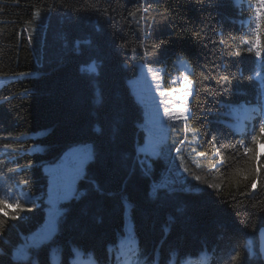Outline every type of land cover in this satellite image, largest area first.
<instances>
[{"label":"trees","instance_id":"1","mask_svg":"<svg viewBox=\"0 0 264 264\" xmlns=\"http://www.w3.org/2000/svg\"><path fill=\"white\" fill-rule=\"evenodd\" d=\"M257 6L0 0V76L11 78L0 87V192L29 196L0 234V264H53V250L58 264H233L235 254L240 264H264V155L249 160L239 148L244 137L264 153L250 141L253 125L258 133L253 109L261 107L264 56L255 58L245 42ZM178 58L191 67L189 114L169 124L157 156L144 155L138 149L147 138L146 109L130 81L144 66L172 70ZM223 75L231 83L218 84ZM86 142L94 156L75 196L61 203L56 234L32 247L29 260L15 259L13 250L46 222L44 165Z\"/></svg>","mask_w":264,"mask_h":264},{"label":"rangeland","instance_id":"2","mask_svg":"<svg viewBox=\"0 0 264 264\" xmlns=\"http://www.w3.org/2000/svg\"><path fill=\"white\" fill-rule=\"evenodd\" d=\"M149 68L152 69L151 73L148 71ZM190 70L191 67L188 62L178 58L172 70H167L166 65L144 66L140 70V75L130 81L131 88L136 98L143 103L146 109L147 124H145V129L147 131V138L145 143L138 149L140 152H143L144 155H158L159 147H157V145L161 137L164 136L163 134L166 132L169 124L175 121L170 120L169 117L165 115V107L171 110L180 106L185 110V116L189 114V102L194 91L193 83L188 76ZM185 77H187L188 81H191L192 85L191 89H185L192 93V95L188 96L186 103L182 100L175 99L176 95H181L180 92H174L171 96H160L159 92L161 90H171L173 88L180 89L182 85L187 83ZM10 79L11 78L8 76H0V87ZM157 84L160 85L159 89L157 88ZM163 100H172V103L165 105L162 103ZM240 118L242 119L243 115ZM93 156V144L86 142L67 150L57 162L44 165V171L49 176V207L47 209L46 222L45 225L35 233L25 236L23 241L13 250V257L15 259H30V249L32 247L27 246L39 240L42 233L48 229L52 214L55 213V231L51 237L42 241L35 247H41L52 240L58 230L59 218L63 213L61 203L75 196L78 181L83 176L86 165L93 159ZM22 251L26 252V255H21ZM51 259L55 264L59 262V255L54 250L52 251ZM124 264H130V259L125 261Z\"/></svg>","mask_w":264,"mask_h":264},{"label":"snow or ice","instance_id":"3","mask_svg":"<svg viewBox=\"0 0 264 264\" xmlns=\"http://www.w3.org/2000/svg\"><path fill=\"white\" fill-rule=\"evenodd\" d=\"M257 7H256V23H255V28L252 30V38L246 40L245 42L249 45L247 48V51L249 53H253L255 55V58L260 59L262 56H264V40H261V30L264 28V0H257ZM147 9H145L146 11ZM35 15L39 16V12L35 13ZM148 71L151 73L152 69L149 68ZM257 78H260V73H256ZM251 79V77H249ZM185 81L187 82L185 85H182L180 89L173 88L171 90H161L159 92L160 96H171L174 92H180L181 95H176L175 99L176 100H182L185 103L187 102L188 96L192 95L190 91H186L185 89H191V81L187 80V77H185ZM223 82L224 84H229L231 81L229 80V77L227 75L219 76L217 79V83L220 84ZM261 84L264 85V79H261ZM157 88H160V85L157 84ZM225 93H230L231 90L227 87L223 89ZM163 104L169 105L172 103V100H163ZM257 103L261 105L259 109H253L254 112L258 111L260 115V119L258 121V133L256 131V125H253V132L250 135V141L251 145L257 146V148L264 146V88H262L258 94H257ZM165 115L169 117L170 120H186L187 117L185 116V110L177 106L175 109H169L168 107H165ZM213 140L215 138L213 137ZM10 148V145L8 143L4 144V150L7 151ZM239 148H243V156L247 157L249 160H258L259 155H264V153H258L253 149V147L248 146L246 143V138L242 137L241 140L239 141ZM179 151V149H177ZM219 154V152H217ZM199 155L203 156L205 155L203 152L199 153ZM183 159V158H181ZM220 164H225V158L224 156H220L219 160ZM27 167H30L28 165ZM215 167V165H214ZM260 167H264V165H260ZM11 171L16 172L18 171L17 169H12ZM187 171V169H185ZM258 169H250V172H257ZM195 179L199 180L200 178L197 176ZM257 178H253L251 180V189L255 190L257 187ZM243 180L248 181L249 180V175L245 174L243 175ZM22 183L26 184L27 181H22ZM211 187V185H210ZM24 195L23 192L13 196L11 192L8 189H4L2 192H0V214L4 216V219H0V234L6 233L7 227V220L12 219L15 220L19 218V214L24 212L26 209L23 207L21 204V197ZM6 209H14L16 211L14 212H8ZM55 213L52 214V219L49 222V227L48 229L42 233L40 236L39 240L34 241L32 245H28L27 247H35L39 243H41L44 240H47L49 237L52 236L53 232L55 231L56 228V223H55ZM21 255H26V252L22 251ZM138 256V253H137ZM119 259V257H118ZM241 258L239 254H235L232 257V262L233 264H240ZM33 264H39L38 261H33ZM133 264H140L139 259L133 262Z\"/></svg>","mask_w":264,"mask_h":264},{"label":"water","instance_id":"4","mask_svg":"<svg viewBox=\"0 0 264 264\" xmlns=\"http://www.w3.org/2000/svg\"><path fill=\"white\" fill-rule=\"evenodd\" d=\"M260 251L264 259V227L259 232Z\"/></svg>","mask_w":264,"mask_h":264},{"label":"bare ground","instance_id":"5","mask_svg":"<svg viewBox=\"0 0 264 264\" xmlns=\"http://www.w3.org/2000/svg\"><path fill=\"white\" fill-rule=\"evenodd\" d=\"M53 264H55V263H53ZM56 264H58V263H56ZM72 264H74V263H72Z\"/></svg>","mask_w":264,"mask_h":264}]
</instances>
